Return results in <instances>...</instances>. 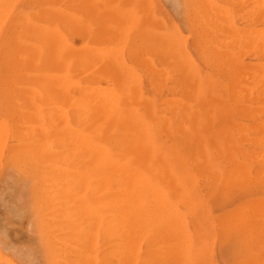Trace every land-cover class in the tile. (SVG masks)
<instances>
[{"label": "bare ground", "instance_id": "6f19581e", "mask_svg": "<svg viewBox=\"0 0 264 264\" xmlns=\"http://www.w3.org/2000/svg\"><path fill=\"white\" fill-rule=\"evenodd\" d=\"M19 1L0 0V14L3 13V16L0 15V23L10 13L9 4ZM113 1L110 0L109 4ZM244 2L246 5H264V0ZM84 4L85 0H57L51 12L45 10L43 14H37L35 20L33 16V20L27 17V13L24 15L26 27H22L24 34L21 32L22 39L18 40L15 49L0 50V91L4 90L0 98L16 100L24 97L26 101L28 99L44 104L64 102L69 107L64 112L61 110L63 114L60 116L46 114L26 117L28 113L25 117L23 114V117L10 118L6 115L0 118V169L6 172L13 183L24 184L28 179L35 181L32 190L39 193L40 203L35 215L36 226L39 229L40 249L47 264H193V251L200 246L197 248L193 244L192 247L194 239L189 240L185 223L187 220L173 197L179 198V202L192 207V210L202 199L195 187L194 190L191 186L187 187L185 181L182 182L184 176L180 177L176 168L211 169L214 175L211 181L213 190L225 181L250 180L249 166L241 158L245 153L236 147H209L202 142L177 146L168 142L166 144L160 137L162 133H183L189 140L197 139L202 134L199 132L202 131V125L197 124L206 119L203 118L205 114L208 117L214 114L222 116L225 111H230L227 109L229 105H234L237 111L246 109L244 104L253 100L250 79L253 78L259 84L264 77V70L252 73L250 67L232 54V40L227 39L224 32L232 30L234 24L220 21L222 18H218V12L222 5H218L215 0H176V5L185 7L188 26L194 33L193 48L210 68L209 74L206 71L203 73L201 65L188 47L184 33L179 28H170L153 4L148 33L146 36L140 35V32L137 34L143 37L144 47L140 45L147 49L148 63L143 60L142 63L148 64L149 86L147 89L139 87L138 102H135L129 94L135 90L131 84L137 79L134 75L138 74L134 73L133 67L131 71H120L124 64L120 53L124 47L116 49L118 47L112 45L108 32H105L109 26L104 19L106 9L95 5L92 11L96 18H92L90 6ZM136 10H139L138 7ZM49 13L50 20H44L43 17ZM78 18L84 27L77 28ZM136 19H139L138 16ZM16 20L13 23H17ZM124 31L119 32V35ZM252 32L250 39L256 42L257 35ZM76 34L82 40L80 46L75 42ZM141 38L135 40L141 43ZM129 46L132 45L129 43ZM130 47L128 52L134 51ZM92 67L96 70L90 73L91 76H86L87 70ZM107 77L114 82H125L127 78L129 85L120 86L115 83L114 86H104L102 82ZM9 137H13L15 142H10ZM214 152L222 153L218 155L220 159L217 161ZM223 161L236 169L235 172L222 173L218 167ZM167 179L174 181L173 187L164 185ZM252 203V206L257 207L256 202ZM263 207L260 208L263 210ZM235 215L229 217L223 230L230 233H248L255 228L258 230L250 213L237 212ZM209 231L204 232L206 234ZM203 239L200 241L203 242ZM207 241L209 243L211 240ZM204 247H207V242ZM244 249L248 250L249 247ZM5 259L0 254V264H6Z\"/></svg>", "mask_w": 264, "mask_h": 264}, {"label": "rangeland", "instance_id": "374dc122", "mask_svg": "<svg viewBox=\"0 0 264 264\" xmlns=\"http://www.w3.org/2000/svg\"><path fill=\"white\" fill-rule=\"evenodd\" d=\"M85 1H86V4H84V5L90 6L89 9L91 10V14H93V15H91L92 18H96L93 11H92V9L95 7V5H98L99 7L106 9L105 10L106 15H104L105 16L104 19L109 26H107V28H105V32L106 31L108 32V36H110V38H111L110 41H111L112 45H115L118 47L116 49L124 47V49L122 50L123 52L120 53L122 60H123V63H124L123 69H120V71L121 70L122 71H124V70L131 71L132 67H133L134 73H136V75L138 74V76L134 75V78H137V79H134L132 84H131V88L135 89L136 92H135V90H133L134 92L131 90V92L129 94V96L132 95L131 98H134L135 102H138L139 96H138L137 90L139 89V87L144 86V88L147 89L149 86V81L147 78V69H148L147 68L148 62H147V55H146L147 49L142 48L143 37L141 38V36H139L137 34H138V32H140V33H142V34L139 33L140 35L146 36V34L148 33V30L150 28V20H151L150 17H151V11H152L153 4L156 5L158 12L164 17V19L166 20V22L170 28H173V27L179 28L180 31L182 32V34L184 33L183 36H184V38L186 37L185 40L187 41L188 47H189L191 53L196 58L199 66L201 65L200 68H202L203 73L205 71H206V74H209L211 72L210 68L199 58V56L197 55L196 51L193 48L194 33L191 32V30L188 26L187 19H186L187 14L185 11V7H184V5H176V0H169V1L168 0H165V1L164 0H114V1L112 0L113 2L111 4H109L110 0H107V2H106V0H85ZM215 1L218 5H220V4L222 5V6L220 5L221 6L220 13L218 12V18H220V19L222 18V19L221 20L219 19V20L224 22V23L230 24V22H231V24H234V28L232 30L229 29V30H227L228 31L227 33H226V31L224 32L225 36H227V39L232 40V41H230L232 54H234L236 56V58L238 60L242 61L246 66L250 67V70H252V73L257 72L261 69L264 70L263 69L264 68V63H263L264 62V9H263L264 5H258L257 6V5H252L251 3L249 5H246L244 2L245 0H215ZM228 1H230V2H228ZM56 2H57V0H42V1L41 0H29V3H28V0H20L19 2H15L14 4L13 3L9 4L13 8H11L9 6V8L11 10H9L10 13L6 14V15H8V17L4 16L5 20L2 19L3 23H0V25L2 24L0 26V50L4 49L6 51L7 50L13 51L18 44V40L22 39L21 36H23L24 29L26 27L25 26L26 25V18L24 17V15H26L28 13L29 15H27V17H29L31 20H33V19L35 20V18H37V16L39 14L41 15L42 12L44 13L45 10L51 12V9L54 7ZM173 2L175 3V5ZM119 3L120 4L122 3V4L118 7ZM80 4H78V7H80L79 6ZM2 5H5V4H2ZM104 5H105V7H104ZM116 6L118 9L119 8L120 9L118 10L116 8ZM112 7H114V9ZM137 7L139 10H136ZM222 7H224V8H222ZM255 7H257V8H255ZM133 8H136L135 9L136 11ZM249 8H250V10H249ZM252 8H253V11H251ZM231 9H232V11H231ZM5 10H7V9H5ZM132 10H133V12H130ZM243 10H245V11H243ZM254 10H255V12H254ZM136 12H138V13H136ZM259 12H262V13L259 14ZM50 14L51 13H49L47 15V17L46 16L43 17L44 20L47 19V21H49L50 20ZM258 14L260 15L259 18H258ZM0 15L3 16V13H1ZM110 15H111V17H110ZM244 15H245V17H243ZM21 16H23V17H21ZM32 16H33V19H32ZM48 16H49V18H48ZM112 16H116V18L111 19V18H113ZM137 16L139 19H136ZM16 18H18L17 19L18 22L20 21L21 23L20 22L18 23ZM14 19L16 20L17 23H13V22H15ZM116 19L118 21L115 22ZM23 20H24V22H23ZM109 20L112 22H110ZM140 20H141V22H140ZM119 22H121V24H119ZM111 23H113V24L111 25ZM125 24H127V25H125ZM76 25H77V28L84 27V24L80 18H78ZM119 25H120V29H118ZM250 26H252V27L250 28ZM255 26H257L258 28ZM259 26L261 27V29ZM245 28H247L248 32L246 31ZM249 28H250V32H252L251 30H253V28H254L253 32L256 33V35H257L256 42H254L255 40L250 39L252 37V35L249 32ZM123 29L125 30L124 32L126 34L121 33L119 35V32H122ZM130 29H131V31L128 32ZM239 29H241V30H239ZM258 29H259V32H258ZM143 30H144V32H142ZM21 32L23 33L22 35H21ZM116 32H118V33L116 34ZM240 32H242L241 33L242 35L240 34ZM243 33H245V34H243ZM110 34H113V35H110ZM129 34L132 37V39H131L132 42L130 40L131 37ZM132 34H135L138 37H135V35H132ZM234 34H236V36L238 38L235 37ZM116 36L118 39L115 38ZM127 36H129L130 38L128 37V40L126 42ZM133 36L135 38H138V39L140 37L142 39V40L140 39V41H142V42L140 43L139 40H135V38L133 39ZM115 39H117V40H115ZM248 39H250V40L248 41ZM128 41H130V42H128ZM137 41L139 42V44L137 43ZM75 42L78 46H80L82 44V40L78 36V34H76V36H75ZM129 43H130V45H132L131 47L129 46ZM136 44L139 45V48ZM247 44H249V45H247ZM250 45H251V47H250ZM126 46H128V48H126ZM133 46L135 47V49H133ZM140 46H141V48H140ZM129 47H130V49H133L134 51L129 50L131 53L128 52ZM12 48H13V50H12ZM125 49L127 50V52ZM141 50H142V52H141ZM117 52H118V50H116V53ZM135 53H138V55ZM141 53H142V55H141ZM124 54H125V57H124ZM128 54H130V56ZM145 57H146V60H144ZM124 58L127 61L124 60ZM142 60L146 61L147 63L144 62L145 64H143ZM249 61H253V62H249ZM140 63H142L146 68H144L143 65H140ZM139 66L141 68H139ZM95 70H96V68H94V67H92L91 69L89 68L86 72V76L92 72L94 73ZM142 70H143V72H142ZM138 72H140V73H138ZM92 74H90L88 76H91ZM107 81H108V83H107ZM127 81L128 80L126 78L125 82L124 81H117L118 82L117 83V82L112 81L111 78L107 77V78L103 79L102 84L104 86H107V85L114 86L116 83L118 85L121 84L120 86H128L129 83ZM250 86L253 88V100H249L246 104H244L245 106H243V107H245L246 109L242 108L241 110L237 111V110H235L236 107L234 105H232V106L229 105L228 106L229 108L227 107V109H229L230 111H225L222 116H219L220 114H218V116L214 114L213 116L208 117L205 114L203 116V118H206V119L198 121L199 123L197 125H202L200 127V129L202 131H199V132H202L201 137H198L197 139L189 140L188 137H186L183 133H181L182 135L181 134L171 135V134L162 133V135L160 137L161 141L166 142V144L168 142V144H170V145L175 144L177 146L178 145L183 146V144L185 145L186 143L197 145L199 142H202L203 144H206L209 147L211 145H216V146L226 145V146H228V148L236 147V149H240L245 153V155L242 156L241 158L246 163V165L249 166L248 169L250 170V174H251L250 180H247L244 182L237 180V179H233L231 181L230 180L225 181L226 184H225V182L221 183L222 187L220 184L219 186H217L213 190H212V184H211L212 182L211 181H212L214 175L210 171L211 169H207V168H203V167H189V169L188 168H185V169L184 168H178V169L176 168V171L179 173V176L180 177L184 176V177H182V182L183 183L186 182L185 185L187 187H190V186L193 188L195 187L196 190H195V188H194V190L197 193L199 192L198 196L199 197L201 196V199H202V200H200L201 202L199 201V203H198L199 205H197V207H195V209L193 208V210H192V207L190 208V206H187L185 203L179 202L180 201L179 198H177L176 196L173 197L174 202L178 201L177 202L178 207H179L180 211L182 212V214L184 213L183 215H185V221L187 220L185 223H186V226H188L186 231L187 232L189 231L188 232L189 240L192 241L194 239L192 241V247H193V244L195 247L197 246V248H198V246H200V248H198L197 250L195 248L193 251V255H192L193 259L194 260L196 259V261L193 260V264H204V263H206V264H243L244 262H246V264L247 263H249V264H252V263L253 264H264V244H263L264 243V229H263L264 228V207H263L264 206V147H263L264 146V125H263L264 124V77H262L259 84H257V82H255V80L253 78H251L250 79ZM2 92H4V90L0 91V93H2ZM132 93L134 94V96ZM1 99L2 98H0V110H1L0 111V114H1L0 118H5L6 115H7V117L9 116L10 118H13V117L15 118V117H19V116L23 117V114L25 117L28 113L29 114L26 117H28V116L29 117L30 116L36 117V116H42V115H45V116H47V115L52 116L53 115V116H55L56 114L58 116H60L63 114V112L65 110H69V107H67L68 104L64 103V102H59V103H55V104L54 103L53 104H51V103H45L44 104V102H41V103L40 102L39 103L38 102H32L31 100H28V99L26 101V98H24V97L19 98V99L17 98L16 100L15 99L14 100L13 99H5V98H3L2 100ZM4 101H6L7 103ZM24 101H26V104L24 103ZM20 104H23V105H20ZM30 105H33V106H30ZM46 105L48 108L46 107ZM51 105L54 107H52ZM55 105L59 106V107L61 106V107L59 108V107H56ZM28 106H30V107H28ZM8 108H9V110H8ZM22 109H25V110H22ZM58 109L60 111H58ZM216 110H219V109L216 108ZM5 112H6V114H5ZM12 112H14V113H12ZM235 112H237V113H235ZM49 114H52V115H49ZM260 130H261V132H260ZM253 133H255V134H253ZM236 134L239 136H236ZM251 136L252 137L255 136V137L252 138ZM162 137H163V139H162ZM9 138H8V140L10 142H12V143L15 142L13 137H9ZM164 138H166V139H164ZM164 140H166V141H164ZM254 142H255V144H254ZM260 145H261V147H260ZM257 148H259V149H257ZM221 154L222 153H220V152H214V156H215L214 158L216 161L220 159ZM218 155H220V156H218ZM261 157H262V159H261ZM221 164L222 165L219 166L218 168H219V170L222 171V173L230 174V172H235V170H236V169H233L232 166H230V164L226 163L225 161H223ZM179 169H182V170H179ZM189 170H191V171H189ZM196 171H198V172H196ZM181 172L184 174H182ZM190 174H192V176H190ZM196 177H197V180H196ZM251 178L253 180H251ZM255 178H257V179H255ZM163 181L164 180H162V182ZM34 182L35 181L32 179H28L26 182H24V184L13 183L12 180L6 174V172L3 169H0V252H1L0 254H2V256H4V258L6 257V259H7V260L5 259L6 264H8L9 262H10L9 264H14V263L15 264H47V262L45 261L43 255H42L41 249H40L41 241H40V235H39V231H38L39 229L36 226L35 215H36V212H38V210L40 208L39 207L40 203H39V195H37L39 193H37V191H35V190H32V188L34 187ZM166 182H169V183L166 184ZM163 183L165 186L168 185V187H169L170 185H172V187H173L174 181L172 179H167ZM253 183H255V184H253ZM198 184L201 186H198ZM226 185H228V186H226ZM260 188H262V189H260ZM197 189H198V191H197ZM210 189H211V192H210ZM204 190H205V192H203ZM208 192H210V193H208ZM224 192H226L227 194ZM253 192H255L256 194ZM33 193H34V195H33ZM204 197H205V199H204ZM203 202H206V204ZM252 202H254V203L256 202L257 204L255 203V205H257V207L252 206V205H254ZM240 203H241V205H240ZM243 203H244V205H243ZM249 203H251V205H249ZM210 204H212V206ZM202 205H204V207H202ZM246 205H248V206H246ZM260 205H262V206H260ZM205 207H207L208 209L207 208L205 209ZM248 207H249V209H248ZM260 207L261 208L263 207V210ZM188 208H190L191 210L189 209L190 210L189 211ZM196 208H198V209H196ZM256 208H258V210ZM223 210H225V211H223ZM255 210H257V211H255ZM33 211H34V214H33ZM254 211L255 212L259 211V212L255 213ZM189 212H190V215H189ZM217 212H219V213H217ZM237 212L239 214L242 212H245L247 215H249V213H250V215H252L254 217V222H256L255 224L258 227V230H257V228H255L254 229L255 232L251 231L248 233H244V232L241 233V232H236V231L233 233H230V232L223 230L224 229L223 227H225L224 226L225 222H227V220L229 219L230 216H234L235 213H237ZM211 213H212V215H211ZM214 213H215V215H214ZM199 215H202L204 217H202V216L200 217ZM191 216H193L192 217L193 219L195 218L194 216H196L194 221L191 218ZM217 217H218V219H217ZM211 219L213 222L211 221ZM220 221H222V222H220ZM215 222L217 223V225ZM211 223H214V225H211ZM221 223H223V224H221ZM192 224H194V225H192ZM209 224L211 225V227ZM261 225H262V227H261ZM200 226H202V228ZM214 226L215 227L217 226V228H215ZM208 228L210 229V231ZM212 228H213V230H211ZM252 228H254V227H252ZM193 229H194V231H192ZM217 230L219 231L218 232L219 234L217 233ZM204 231L205 232L209 231V232L205 234ZM199 232L200 233L202 232V234L199 235ZM210 232H212V235ZM213 233H214V235H213ZM256 234L258 237L256 236ZM259 237H261V238H259ZM203 238H205V239H203ZM197 239H199V240L197 241ZM201 239H203L202 240L203 242L200 241ZM195 240L197 242H195ZM207 240H209V241L211 240L209 243L210 244L212 243V244L210 245ZM261 240H262V242H261ZM244 241H245V243H244ZM206 242H207V247L205 248L204 245H206ZM251 245H253V246H251ZM245 247H249V249H248L249 251L245 250L244 249ZM204 248H205V250H204ZM208 248H209V250H208ZM201 249H202V252L200 251ZM255 249H257V250H255ZM195 252H197V253H195ZM200 252L202 253L201 254L202 256H200ZM209 252H211V253L213 252L212 254L210 253L211 256H210ZM245 252H246V255H245ZM195 256H197V257L195 258ZM203 257H206L207 259H205ZM202 259H204V260H202Z\"/></svg>", "mask_w": 264, "mask_h": 264}]
</instances>
